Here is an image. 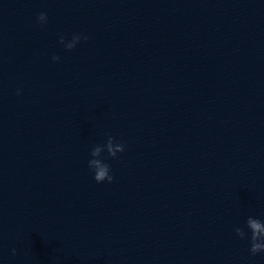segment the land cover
<instances>
[{
    "label": "clouds",
    "instance_id": "clouds-1",
    "mask_svg": "<svg viewBox=\"0 0 264 264\" xmlns=\"http://www.w3.org/2000/svg\"><path fill=\"white\" fill-rule=\"evenodd\" d=\"M37 23L45 25L48 22L47 13L41 12L36 17ZM88 36L83 33L73 34L70 40L66 41V38L61 35L59 38V43L63 44L66 50L71 51L74 49L77 44L82 40L86 41ZM60 59L59 56H53L52 60L58 62ZM19 91L17 95H19ZM126 145L122 142H116L115 138L111 135L108 136L106 142L103 145H96L92 148L90 156L92 157L88 161V167L94 173V180L97 183H103L107 181L111 183L114 179L111 174V168L109 164L105 162L108 158H116L118 153H123L125 151ZM107 152V157H102V153ZM247 229V231L245 230ZM235 234L242 240L249 239L250 232V247L249 252L251 255L255 256L258 253H264V221L249 216L245 221L244 227L236 226L234 228ZM12 255H17V250L12 249Z\"/></svg>",
    "mask_w": 264,
    "mask_h": 264
}]
</instances>
